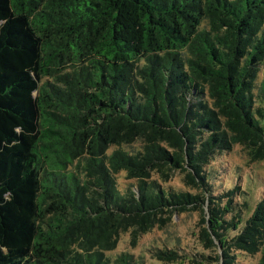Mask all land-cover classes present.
Listing matches in <instances>:
<instances>
[{
	"label": "trees",
	"instance_id": "1",
	"mask_svg": "<svg viewBox=\"0 0 264 264\" xmlns=\"http://www.w3.org/2000/svg\"><path fill=\"white\" fill-rule=\"evenodd\" d=\"M263 161L264 0H0V264H264Z\"/></svg>",
	"mask_w": 264,
	"mask_h": 264
},
{
	"label": "rangeland",
	"instance_id": "2",
	"mask_svg": "<svg viewBox=\"0 0 264 264\" xmlns=\"http://www.w3.org/2000/svg\"><path fill=\"white\" fill-rule=\"evenodd\" d=\"M257 168L256 171L244 172L243 181L247 183L246 188L250 191L253 200L259 198L261 193L264 191V161L258 164H255ZM234 176L237 177V173H234ZM173 221L178 222L180 217L176 214L173 215ZM148 238L147 235L140 238L139 241H144ZM128 246L127 244L123 245V249ZM199 260V258H198ZM243 260V263L256 262L257 258L253 259L249 256L240 258V261ZM151 263V261H149ZM153 264H160L159 261L153 260ZM188 264V263H185Z\"/></svg>",
	"mask_w": 264,
	"mask_h": 264
}]
</instances>
